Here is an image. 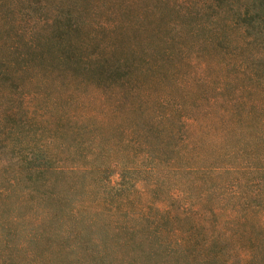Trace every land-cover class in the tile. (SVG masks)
I'll use <instances>...</instances> for the list:
<instances>
[{
	"label": "trees",
	"instance_id": "obj_1",
	"mask_svg": "<svg viewBox=\"0 0 264 264\" xmlns=\"http://www.w3.org/2000/svg\"><path fill=\"white\" fill-rule=\"evenodd\" d=\"M194 51L237 78L191 109ZM257 103L264 0H0V264H264Z\"/></svg>",
	"mask_w": 264,
	"mask_h": 264
},
{
	"label": "rangeland",
	"instance_id": "obj_2",
	"mask_svg": "<svg viewBox=\"0 0 264 264\" xmlns=\"http://www.w3.org/2000/svg\"><path fill=\"white\" fill-rule=\"evenodd\" d=\"M188 49L194 50L195 48ZM194 52H191L189 55H184L182 58L183 61H177L171 71L165 73V77H168V85L172 88L167 90L174 92L173 95L180 100L183 108L187 107L191 109L196 108L194 104L203 96H210L212 93H215L219 86L223 87L225 82L234 81V78H237L236 69L226 66L223 68V65L220 63H223L222 60L218 59L220 61L219 64H207L208 66H205L202 62L204 60L208 62V57L204 56L205 54L202 51L198 53L196 51ZM186 60H188L190 65L184 64ZM175 83L180 84L181 87L176 89ZM241 84L240 82L235 83V85L239 86ZM237 88L238 87L226 88L224 93L229 96L233 91H237ZM60 91H65L66 93L70 92L72 94L75 92H77V94L84 93L86 95L84 97L86 102L91 101V89L77 90L74 87H69ZM155 93L157 95H163L165 91L164 89H158ZM91 107L95 108L96 105L88 103L81 106L79 110L88 112L91 110ZM253 109H255V111ZM252 111L258 112L257 115H259L260 118H264V103H257V105L252 108ZM118 180L119 175L116 172L111 173L108 179L111 184H116ZM138 190L139 193H135L133 199L134 205L155 204V201H158V199H156L158 196H154L153 194L151 196V193L147 191L143 184L138 186Z\"/></svg>",
	"mask_w": 264,
	"mask_h": 264
}]
</instances>
